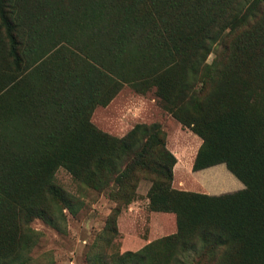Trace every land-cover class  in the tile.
Here are the masks:
<instances>
[{
	"label": "trees",
	"instance_id": "obj_1",
	"mask_svg": "<svg viewBox=\"0 0 264 264\" xmlns=\"http://www.w3.org/2000/svg\"><path fill=\"white\" fill-rule=\"evenodd\" d=\"M123 87L201 140L192 172L224 165L243 188L173 189L157 123L97 129L93 110ZM58 169L113 204L85 264H264V0H0V264H39L31 222L61 231L82 209ZM141 181L175 232L119 253Z\"/></svg>",
	"mask_w": 264,
	"mask_h": 264
},
{
	"label": "rangeland",
	"instance_id": "obj_2",
	"mask_svg": "<svg viewBox=\"0 0 264 264\" xmlns=\"http://www.w3.org/2000/svg\"><path fill=\"white\" fill-rule=\"evenodd\" d=\"M213 56L214 52L209 55L207 62H210ZM90 122L100 131L113 137L123 136L134 124L157 123L166 133L171 131V126L176 123L161 109L152 91L137 95L127 87H123L105 107H96L91 114ZM175 171V178H178L179 185H182L185 192L210 196L233 192L230 187L235 182L227 175L224 165L198 172L187 169V176L182 181L179 179L182 176V168L177 167ZM54 182L81 200L83 207L74 217L66 213L65 225L61 231L40 220H33L30 227L38 233V241L29 256L34 263L39 264H85L87 248L104 227L113 204L109 202L106 194L79 187L62 169L55 172ZM148 185L144 181L139 183L135 210L128 213L127 209L130 206L120 209L116 218L117 235L113 240L112 250L119 253L134 252L144 246L148 235L152 239L156 238L155 234L153 236L150 234L156 227L150 226L149 213L143 203ZM165 221L162 220V223L168 230L163 233L157 232V236L161 234L165 236L171 230V222L168 227Z\"/></svg>",
	"mask_w": 264,
	"mask_h": 264
},
{
	"label": "crops",
	"instance_id": "obj_3",
	"mask_svg": "<svg viewBox=\"0 0 264 264\" xmlns=\"http://www.w3.org/2000/svg\"><path fill=\"white\" fill-rule=\"evenodd\" d=\"M171 127H172L171 131L166 132V144H165L166 149L169 151V153L175 159V164L173 165V168H172L171 187L175 190L185 191L183 189L182 185L181 184L179 185L180 182H179L178 178L177 179L175 178V172H176L175 169L177 167L182 168V170H183L181 173L182 176H181V178H179L182 181L187 176V169H191L193 159H194L196 151H197V149L201 143V140L198 137L192 135L188 130L182 129L180 127V125L177 123H174V125ZM207 169H209V168H207ZM203 170H206V169H203ZM200 171H202V170H200ZM219 171H222V170L219 169ZM196 172H198V171H196ZM228 173H227V175L235 182L230 187L232 189V191L235 192V191L241 190L243 188L242 184L238 180H236L230 173L229 174ZM143 199H144V202H143L144 208L147 209L146 208L147 199L145 197ZM137 200L132 202L130 205H128V206H130L127 209L128 213H131L132 210H135ZM148 213H149L148 218H149L150 223H151L150 226L154 227V228L156 227V229H154L150 233V234H152V236L155 234L154 235V238L156 236L155 239L163 237V235H164V234L163 235L161 234L160 236L159 235L157 236V234H156L157 232L163 233V231L168 230V229L166 230L165 224L162 223V220H166L165 222H167L168 227L170 226V222H171V230L165 236L173 234L175 232V224H174L173 214L154 213V212H149V211H148ZM165 216H171L173 218L172 219L171 218H165ZM146 238H147L146 239L147 241L145 242V244L155 240V239H152V237H149V235Z\"/></svg>",
	"mask_w": 264,
	"mask_h": 264
}]
</instances>
